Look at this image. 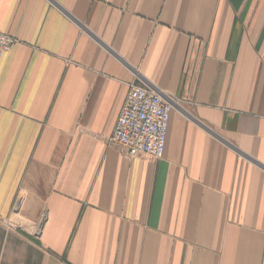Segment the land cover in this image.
<instances>
[{
	"label": "crops",
	"instance_id": "obj_1",
	"mask_svg": "<svg viewBox=\"0 0 264 264\" xmlns=\"http://www.w3.org/2000/svg\"><path fill=\"white\" fill-rule=\"evenodd\" d=\"M0 264H264V0H0ZM165 151L109 143L128 84Z\"/></svg>",
	"mask_w": 264,
	"mask_h": 264
},
{
	"label": "built area",
	"instance_id": "obj_2",
	"mask_svg": "<svg viewBox=\"0 0 264 264\" xmlns=\"http://www.w3.org/2000/svg\"><path fill=\"white\" fill-rule=\"evenodd\" d=\"M16 43L0 33V59ZM124 104L109 143L128 158L159 160L165 151L169 115L173 99L147 85L128 84Z\"/></svg>",
	"mask_w": 264,
	"mask_h": 264
},
{
	"label": "rangeland",
	"instance_id": "obj_3",
	"mask_svg": "<svg viewBox=\"0 0 264 264\" xmlns=\"http://www.w3.org/2000/svg\"><path fill=\"white\" fill-rule=\"evenodd\" d=\"M139 85H142V84H139Z\"/></svg>",
	"mask_w": 264,
	"mask_h": 264
}]
</instances>
